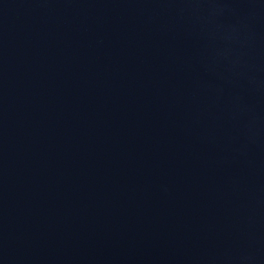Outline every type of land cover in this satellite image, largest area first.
I'll return each mask as SVG.
<instances>
[{
	"label": "water",
	"instance_id": "1",
	"mask_svg": "<svg viewBox=\"0 0 264 264\" xmlns=\"http://www.w3.org/2000/svg\"><path fill=\"white\" fill-rule=\"evenodd\" d=\"M0 264H264V0H0Z\"/></svg>",
	"mask_w": 264,
	"mask_h": 264
}]
</instances>
